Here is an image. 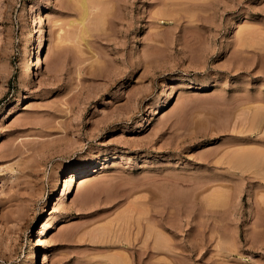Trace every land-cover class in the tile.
Returning a JSON list of instances; mask_svg holds the SVG:
<instances>
[{"label": "rangeland", "instance_id": "1", "mask_svg": "<svg viewBox=\"0 0 264 264\" xmlns=\"http://www.w3.org/2000/svg\"><path fill=\"white\" fill-rule=\"evenodd\" d=\"M85 1L0 0V264H264V0Z\"/></svg>", "mask_w": 264, "mask_h": 264}, {"label": "bare ground", "instance_id": "2", "mask_svg": "<svg viewBox=\"0 0 264 264\" xmlns=\"http://www.w3.org/2000/svg\"><path fill=\"white\" fill-rule=\"evenodd\" d=\"M79 2H80V0H79ZM81 5L80 6H82V13H81V16H80V21L82 22V20L85 18V15H87L86 14V5L87 4H85L86 3V1L85 0H82L81 2ZM48 38L50 39L51 38V33L49 32L48 33ZM42 44H43V38H42V36H39L38 37V42H37V44H36V49H35V57H36V63H39V61L41 62V59H42V56H43V53H44V51H43V47H42ZM28 75H27V77L25 78L26 80H29L32 76H33V71L31 70V69H28L27 70V72H26ZM236 157H238L239 155H235ZM239 158V161H240V159H241V157H238ZM234 159H236L235 157H234ZM238 159H236V161H237ZM245 161V160H244ZM236 163V162H235ZM238 163H240V162H238ZM242 164V163H241ZM9 169H10V171L12 172L14 169H13V166L12 165H10L9 166ZM82 172V171H81ZM83 172H85V173H87L88 171H86V169L84 168L83 169ZM89 172H91V173H93V172H96V170L94 169V167L91 169V171H89ZM79 174H81L80 172H78ZM77 173V174H78ZM69 174H71L70 175V178L69 179H71V178H73V176H75L76 175V173H74V172H71V173H69ZM75 174V175H74ZM87 176H90V175H83V176H81L79 179H81L80 180V182H79V185H81V184H83L84 182H86V181H88V180H90V177H87ZM64 185L66 186V187H64V188H62V190H61V194H60V196L58 197V199L55 201V203H54V205H53V209L54 210H56L57 209V205H58V203H59V200L65 195V194H67L68 192H69V186H68V180H66L65 182H64ZM53 218V216L52 215H50V217H48L45 221H43L42 222V224L40 225V227L38 228V230H37V235L38 236H42V235H44V232H45V229H46V225L49 223V221H50V219H52ZM139 254V253H138ZM120 258V257H119ZM121 259H123L122 257H121ZM120 259V260H121ZM128 259V258H127ZM119 259H117V261H118ZM39 264H49V262H48V257H47V255L45 254V253H42V254H40V256H39ZM139 261V260H138ZM124 262V261H123ZM38 264V263H37ZM131 264V263H130ZM137 264H139V262L137 263Z\"/></svg>", "mask_w": 264, "mask_h": 264}, {"label": "snow or ice", "instance_id": "3", "mask_svg": "<svg viewBox=\"0 0 264 264\" xmlns=\"http://www.w3.org/2000/svg\"><path fill=\"white\" fill-rule=\"evenodd\" d=\"M255 2H257V0H242V3H241V5L238 8L237 13H235L233 15V22L235 23V22H238L239 20H243L245 18V16H244L245 5L247 3H255ZM24 4H25L26 8H27V6L29 4L34 5V12L35 11H39L41 15H43L47 11H51L52 10L50 5L46 6L43 2H37V0H24ZM147 6H148L147 0H145V7H147ZM248 19H250V20H260L261 17L259 15H257V16L249 15ZM230 31H231V27H229V29H228L229 33H230Z\"/></svg>", "mask_w": 264, "mask_h": 264}]
</instances>
